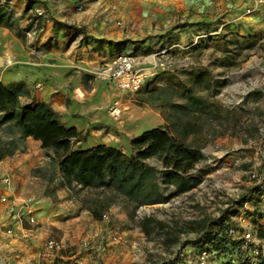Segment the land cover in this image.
I'll list each match as a JSON object with an SVG mask.
<instances>
[{
	"label": "rangeland",
	"instance_id": "1",
	"mask_svg": "<svg viewBox=\"0 0 264 264\" xmlns=\"http://www.w3.org/2000/svg\"><path fill=\"white\" fill-rule=\"evenodd\" d=\"M229 1L130 0V6L141 3L134 28H142V32L135 33L137 38L130 41L138 44L127 50H133L146 65L162 61L163 66L151 71L132 98L128 93L107 90L93 71L81 78L86 88H96V92L88 100L94 106L89 111L93 115L82 122L85 139L75 142V147L105 143L131 154L130 140L143 130L165 125L164 114L171 103L184 102L188 92L202 96L205 106L193 108L203 124L201 133L194 136L203 154L196 167L207 171L202 182L166 203L135 207L118 198L107 210L110 221L95 220L84 212L88 211L85 204L94 195L106 194L104 190L63 187L53 152L36 148V160L21 193L31 203L47 199L42 214L52 216L57 211V220L49 218V236L79 240L88 230L107 235L114 227L122 231V244L118 250L111 249L102 264H169L177 248L196 234L186 228L188 221L214 219L226 206L239 205V200L253 194L260 220H264V189L256 191L250 176L255 171L264 182V30L254 33L247 29L245 16L254 12V4L247 12L245 7L229 6ZM16 11L17 17L0 7V75L6 74V83L7 74L24 64L27 49L21 32L26 26L25 9ZM154 29L161 33L154 34ZM115 100L122 105L120 120H113L109 113ZM11 130L17 134V130L2 126L0 138H9ZM35 167H42L46 177L33 176ZM8 212L7 208L2 212L5 223ZM146 216L162 223L150 234L139 226ZM45 224L43 221L47 229ZM34 227H39V232L42 223ZM174 235L176 242L167 243ZM0 238L1 248L7 241L2 233Z\"/></svg>",
	"mask_w": 264,
	"mask_h": 264
},
{
	"label": "trees",
	"instance_id": "2",
	"mask_svg": "<svg viewBox=\"0 0 264 264\" xmlns=\"http://www.w3.org/2000/svg\"><path fill=\"white\" fill-rule=\"evenodd\" d=\"M30 96L24 82H0V128L17 130V134L11 130L9 138H0V160L23 151L26 137L39 140L43 150L53 152L63 187L104 190L106 194L94 195L85 204L95 219H100L118 198L135 207L166 203L195 188L207 173L196 167L203 154L194 138L201 133L203 124L193 108L205 106L202 96L188 92L184 102L171 103L164 114L165 125L143 130L130 140L131 154L105 143L75 147V142L84 141L85 134L75 126L64 124L47 102L34 98L30 102L23 101ZM32 175L46 177L42 167L33 168ZM166 189L168 193L164 192ZM226 216L223 212L214 219L191 220L186 228L199 235L209 233V226L223 221ZM156 225L162 223L150 216L139 221L146 234ZM259 234L264 237V230H259ZM177 239L174 235L166 242Z\"/></svg>",
	"mask_w": 264,
	"mask_h": 264
},
{
	"label": "crops",
	"instance_id": "3",
	"mask_svg": "<svg viewBox=\"0 0 264 264\" xmlns=\"http://www.w3.org/2000/svg\"><path fill=\"white\" fill-rule=\"evenodd\" d=\"M12 2L15 10L25 9L26 27L34 25L33 19L30 20L33 6L43 7L46 15L39 19L35 38L25 41L27 49L24 64L7 74L9 77L7 82H24L36 101L47 102L64 124L75 126L82 131L84 129L82 122L90 120L93 115L89 111L94 106H90L88 100L95 95L96 88H86L81 78L85 77L88 71L92 72L110 61L118 52L127 50V47L132 49V46L138 44L131 42L130 39L137 38L135 33L142 32V28H134L137 25V20L134 19L135 12L141 3L135 2L130 6V0H30V2L12 0ZM226 4L234 5L238 9L248 8L254 4L256 7L254 12L245 16L247 29L254 33L259 29L264 30V4L256 5L254 0H231ZM144 30L146 31V27ZM153 33H161V30L154 29ZM5 76V73L0 75V82L6 83ZM101 81L107 90L114 91L105 81ZM36 82L43 84L41 89L34 88ZM24 141L23 151H16L0 161V197L5 199L9 197V201L1 202L0 214L2 216L4 208L10 212L13 206L17 207L26 202L35 208V216L38 222L42 223V229L39 231L41 235L38 232L39 227H36L33 236L23 238L18 226L19 236L15 238L4 236L7 243L0 249L13 259L12 264L34 262L32 258L40 240L47 237L51 229L48 226L49 218L57 220L55 217L58 215L57 211L52 212V216L48 213L42 214V210L47 206V199L31 203L21 193L36 160L35 149H41L39 140L26 137ZM8 172L14 175L9 186L1 182V178ZM84 212L90 214L88 211ZM7 217L8 221L12 219L10 213ZM43 221L47 229H44ZM262 226L264 230V220Z\"/></svg>",
	"mask_w": 264,
	"mask_h": 264
},
{
	"label": "built area",
	"instance_id": "4",
	"mask_svg": "<svg viewBox=\"0 0 264 264\" xmlns=\"http://www.w3.org/2000/svg\"><path fill=\"white\" fill-rule=\"evenodd\" d=\"M254 3L260 5L264 0H254ZM0 7L17 17L12 0H0ZM250 10L251 8L246 9L247 12ZM31 14L30 20L33 19L34 25L21 28L26 42L35 38L39 19L44 17L46 12L41 6H33ZM164 51L166 50L161 53ZM163 64L162 61L159 63L155 61L153 66L146 65L133 50H123L93 72L112 90L120 94L128 93L132 98L133 94L141 89L151 71L162 67ZM42 85L41 82H36L34 88L41 89ZM109 113L113 120H120L122 105L119 100L111 104ZM250 176L256 183V191L264 189V182L257 172H251ZM11 181L12 177L8 174L1 178V182L7 186ZM6 200L8 197L6 199L0 197V202ZM256 201L253 194L239 200V205L226 206L223 211L226 212V218L210 225L209 233L195 234L188 243L177 248L169 264H264V237L259 234V230H263V221L260 220ZM35 212V208L26 202L17 207L13 206L9 212L12 216L10 221L5 223L0 215V232L4 236L15 238L19 236L17 231L19 226L23 238L33 236L36 228L34 226L38 223ZM95 220L110 221V215L105 211L100 219ZM24 224H29V228ZM106 233L107 235H104L96 230L95 232L88 230L79 240L74 237L68 240L48 235L40 240L32 264L105 263L107 253L113 248L118 250L122 244V231L110 227ZM12 260L3 249H0V264H12L14 262Z\"/></svg>",
	"mask_w": 264,
	"mask_h": 264
},
{
	"label": "bare ground",
	"instance_id": "5",
	"mask_svg": "<svg viewBox=\"0 0 264 264\" xmlns=\"http://www.w3.org/2000/svg\"><path fill=\"white\" fill-rule=\"evenodd\" d=\"M81 92V91H80ZM81 94H83V93H81Z\"/></svg>",
	"mask_w": 264,
	"mask_h": 264
}]
</instances>
